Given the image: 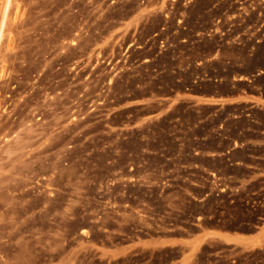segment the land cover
Instances as JSON below:
<instances>
[{
    "label": "rangeland",
    "instance_id": "obj_1",
    "mask_svg": "<svg viewBox=\"0 0 264 264\" xmlns=\"http://www.w3.org/2000/svg\"><path fill=\"white\" fill-rule=\"evenodd\" d=\"M6 2L0 264H264V0Z\"/></svg>",
    "mask_w": 264,
    "mask_h": 264
},
{
    "label": "crops",
    "instance_id": "obj_2",
    "mask_svg": "<svg viewBox=\"0 0 264 264\" xmlns=\"http://www.w3.org/2000/svg\"><path fill=\"white\" fill-rule=\"evenodd\" d=\"M196 97L201 98V95H197ZM256 100H250L248 98H245L243 96H240L238 99H221L219 97H213L212 95H206L204 100H202L203 103L207 104H216V103H234V102H243L247 101L253 105H259V103L264 102V98L262 96H255ZM261 106V104H260ZM239 145H241L242 141H237ZM231 154V151H227L224 153V160L228 162V165L235 163L231 161V158L228 156ZM205 235L211 236V237H221L225 239L229 244H238V245H248L254 241V239H249L248 237L241 236L238 234L228 233L219 229H211L206 231Z\"/></svg>",
    "mask_w": 264,
    "mask_h": 264
},
{
    "label": "bare ground",
    "instance_id": "obj_3",
    "mask_svg": "<svg viewBox=\"0 0 264 264\" xmlns=\"http://www.w3.org/2000/svg\"><path fill=\"white\" fill-rule=\"evenodd\" d=\"M10 1L11 0H8V2H6L7 3V6H9V4H10ZM8 9V8H7ZM5 10V9H4ZM4 14V13H3ZM6 15V14H5ZM4 23H5V21H4ZM4 25V24H3ZM0 37H1V34H0Z\"/></svg>",
    "mask_w": 264,
    "mask_h": 264
}]
</instances>
